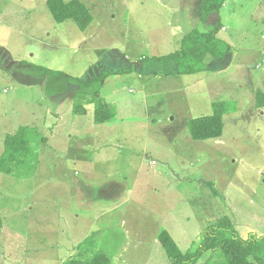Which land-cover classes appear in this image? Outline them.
<instances>
[{"label": "rangeland", "instance_id": "rangeland-1", "mask_svg": "<svg viewBox=\"0 0 264 264\" xmlns=\"http://www.w3.org/2000/svg\"><path fill=\"white\" fill-rule=\"evenodd\" d=\"M46 1L0 0L11 55H0V136L27 126L28 162L0 171V264H61L86 238L112 264H172L160 231L192 253L222 216L243 238L264 235V0H223L207 22L199 0H82L93 15L84 30L55 21ZM218 22L226 52L208 56L207 69L181 74L171 60H151ZM34 66L111 72L91 87L110 119L94 123L92 94L49 101L48 74ZM214 101L226 106L222 135L194 140L189 120ZM183 264L227 258L205 250Z\"/></svg>", "mask_w": 264, "mask_h": 264}, {"label": "trees", "instance_id": "trees-1", "mask_svg": "<svg viewBox=\"0 0 264 264\" xmlns=\"http://www.w3.org/2000/svg\"><path fill=\"white\" fill-rule=\"evenodd\" d=\"M223 4V0H199L200 20L207 22L209 16L216 13ZM47 8L53 19L57 22L72 20L80 29H86L93 20V15L82 0H47ZM212 31L192 29L181 40L180 48L162 57H152V61L171 60L176 66L177 73L191 74L207 69L205 60L208 56L221 58L225 55V45L216 36V31L222 26L218 22ZM48 77L44 83L46 94H62L69 83H76L80 89L77 96L84 97L92 94L99 98L93 111L94 123H103L110 119L109 106L99 96V87L94 83L105 78L109 71L99 76L94 70L85 77H72L62 71H53L42 66H34ZM67 83V84H66ZM258 101L264 104V93H258ZM212 112L207 115L197 116L189 120V130L194 140L216 139L223 132V114L226 112L225 103L214 101L210 104ZM74 111L82 114L86 112L84 105H75ZM27 126H21L13 134L6 135L4 149L0 155V171H8L7 164L18 162L23 158L26 163L25 131ZM14 166V165H13ZM12 166V168H13ZM235 224L227 217L222 216L209 225L202 237L199 251L182 252L179 244L172 238L167 230L158 234V240L172 264L192 263L205 250L220 249L227 258V264H264V235L250 234L242 237L234 228ZM2 219L0 216V229ZM77 253L66 258L61 264H112L111 257L105 252L90 253V239L86 238L77 244Z\"/></svg>", "mask_w": 264, "mask_h": 264}, {"label": "crops", "instance_id": "crops-1", "mask_svg": "<svg viewBox=\"0 0 264 264\" xmlns=\"http://www.w3.org/2000/svg\"><path fill=\"white\" fill-rule=\"evenodd\" d=\"M211 16H212V14L209 16V18H211ZM223 28V27H222ZM224 29V28H223ZM0 55H3V58L5 59V58H9L10 59V52H8V50L3 46L2 47V44H1V42H0ZM2 58V59H3ZM16 62H18L17 60H16ZM12 63L14 64L15 63V61H12ZM75 77H77V76H75ZM80 77H82V76H80ZM76 84H74V83H69L68 84V87H69V89H66V91L64 92V93H62V94H45L46 96H47V98H48V100L50 101V99L51 100H54V101H57V100H60V99H62V97L63 96H65V93H67L68 91H71L72 93H76L79 89L77 88L76 89V86H75ZM67 87V88H68ZM46 93V92H45ZM60 98V99H59ZM6 116V115H5ZM77 116H84V113H82V114H77ZM17 129L18 128H13V130H12V132L10 131L8 134H13V133H15L16 131H17ZM8 134H5V135H3V136H0V140H2V138H3V140L2 141H0V155H1V153H2V151H3V149H4V139H5V137H6V135H8Z\"/></svg>", "mask_w": 264, "mask_h": 264}]
</instances>
